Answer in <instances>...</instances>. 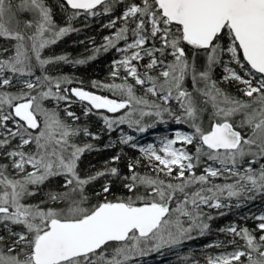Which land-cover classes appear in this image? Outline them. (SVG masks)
<instances>
[{"label": "snow or ice", "instance_id": "obj_1", "mask_svg": "<svg viewBox=\"0 0 264 264\" xmlns=\"http://www.w3.org/2000/svg\"><path fill=\"white\" fill-rule=\"evenodd\" d=\"M0 264H264V0H0Z\"/></svg>", "mask_w": 264, "mask_h": 264}, {"label": "trees", "instance_id": "obj_2", "mask_svg": "<svg viewBox=\"0 0 264 264\" xmlns=\"http://www.w3.org/2000/svg\"><path fill=\"white\" fill-rule=\"evenodd\" d=\"M61 47H66V50L73 51L75 53L82 52V48L76 45H68L67 42H65V45H61ZM107 64V60L104 57H101L97 59L94 63L91 65H85L81 66L79 71L77 72V75L84 74L86 76L90 75H102L105 65ZM65 71H73L71 66H66Z\"/></svg>", "mask_w": 264, "mask_h": 264}]
</instances>
